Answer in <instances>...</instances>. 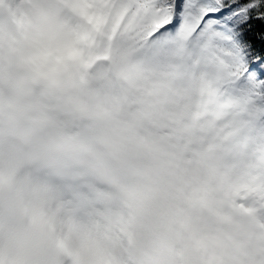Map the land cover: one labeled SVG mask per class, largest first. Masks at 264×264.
Returning <instances> with one entry per match:
<instances>
[{"label": "snow or ice", "instance_id": "1", "mask_svg": "<svg viewBox=\"0 0 264 264\" xmlns=\"http://www.w3.org/2000/svg\"><path fill=\"white\" fill-rule=\"evenodd\" d=\"M0 264H264V0H10Z\"/></svg>", "mask_w": 264, "mask_h": 264}, {"label": "clouds", "instance_id": "2", "mask_svg": "<svg viewBox=\"0 0 264 264\" xmlns=\"http://www.w3.org/2000/svg\"><path fill=\"white\" fill-rule=\"evenodd\" d=\"M9 2L10 0H4V3L0 5V17L7 18L9 15ZM9 189L7 185V181L5 180L4 186H3V195L7 197L9 195Z\"/></svg>", "mask_w": 264, "mask_h": 264}]
</instances>
